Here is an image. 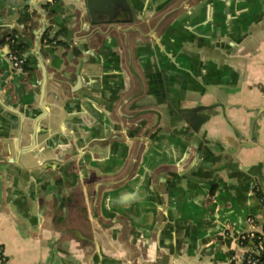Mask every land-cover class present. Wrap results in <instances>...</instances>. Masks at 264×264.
<instances>
[{
    "label": "crops",
    "instance_id": "obj_1",
    "mask_svg": "<svg viewBox=\"0 0 264 264\" xmlns=\"http://www.w3.org/2000/svg\"><path fill=\"white\" fill-rule=\"evenodd\" d=\"M166 1L93 24L86 0H0L26 63L0 93L6 264H232L264 217V0ZM215 105L200 135L181 116Z\"/></svg>",
    "mask_w": 264,
    "mask_h": 264
},
{
    "label": "water",
    "instance_id": "obj_2",
    "mask_svg": "<svg viewBox=\"0 0 264 264\" xmlns=\"http://www.w3.org/2000/svg\"><path fill=\"white\" fill-rule=\"evenodd\" d=\"M105 1L109 2L111 4V6L114 7L112 5V0H105ZM114 1L117 2L116 3L117 8L114 7L115 9H120L121 12H125V13L127 12L128 14H131L127 0H114ZM169 1L170 0H167L165 2L166 5L168 4ZM86 2H87V7H88V13L90 15V18H91V21L93 24H105V23L108 24V23L115 22L112 20H104V21H96L95 20V15L101 17V14H102L101 9L104 8L103 3H101V0H86ZM99 3L101 4V7L99 6ZM108 9H109V7H108ZM39 15H41V13H39ZM107 15H108V17L110 16L109 14H107ZM260 18H261V16H260ZM30 19H31L30 22L35 21L34 16L30 17ZM11 26H12L11 23H7L1 27L0 44H2L8 37H10L12 35V30H16L15 28H11ZM250 26H251V21L249 18L247 20L246 25H245V28L247 29V31L249 30ZM51 37L54 38L53 35H51ZM7 54H8V48L7 47L4 50L0 49V64H1V66H0V93L2 96H4L6 88H8V90H10V87H13V88H11V91H13V92L16 91L17 86H18V82H20L22 80V78L26 76V75H24V70L16 71L14 69L13 65L7 59ZM11 91H10V93H11ZM18 103H19V105H21V102H18ZM217 107H218V105H215L212 107L199 106V107L193 108V109H184L181 112V116L186 120V122L190 126L191 130L196 135H200L202 127L204 126V124L207 123V121H209V117L206 116L203 112L211 111ZM93 140H94V142H96V140H97V142L101 143L102 141H107L108 138L107 137H104L101 139H95L94 138V139H91V142ZM149 149H150V147L148 146L147 151ZM144 159H145V157H144ZM58 171H59L58 174L57 173L56 174L55 173H49L48 175L42 176V179L40 180V182L38 184H40L43 188L45 187L47 189L48 187L51 186V180L56 179V178L60 179V178H63L66 176L63 170L62 171L58 170ZM256 196L258 197V195H256ZM228 235H229L228 232H224V234H222V235H217V238L231 237Z\"/></svg>",
    "mask_w": 264,
    "mask_h": 264
},
{
    "label": "built area",
    "instance_id": "obj_3",
    "mask_svg": "<svg viewBox=\"0 0 264 264\" xmlns=\"http://www.w3.org/2000/svg\"><path fill=\"white\" fill-rule=\"evenodd\" d=\"M15 39L8 37L5 46L8 48L7 59L13 65L16 71L23 70L25 60L21 53L13 49ZM260 203L264 208V194L259 196ZM249 231L242 234L238 242L243 247V251L234 253L232 264H264L261 255L264 252V217L251 216L247 219ZM5 257L0 253V264H6Z\"/></svg>",
    "mask_w": 264,
    "mask_h": 264
},
{
    "label": "flooded vegetation",
    "instance_id": "obj_4",
    "mask_svg": "<svg viewBox=\"0 0 264 264\" xmlns=\"http://www.w3.org/2000/svg\"><path fill=\"white\" fill-rule=\"evenodd\" d=\"M197 1H199V0H170L168 2V4L166 5V3H165V5L166 6L170 5V7H179L180 9L178 8V10L183 11V10H186L187 8H190L193 5H195L197 3ZM120 13H121V11H120ZM130 19H131V17H130Z\"/></svg>",
    "mask_w": 264,
    "mask_h": 264
},
{
    "label": "trees",
    "instance_id": "obj_5",
    "mask_svg": "<svg viewBox=\"0 0 264 264\" xmlns=\"http://www.w3.org/2000/svg\"><path fill=\"white\" fill-rule=\"evenodd\" d=\"M12 38H14L15 39V37L14 36H12ZM6 41V40H5ZM5 41L2 43V44H4L5 43ZM15 43H14V45H13V49H15V50H17V51H19L20 53H21V51H22V49H21V46L18 44V42H17V40L15 39ZM25 65H26V63H25ZM25 65H24V68H25ZM23 68V69H24ZM261 259L264 261V252L262 253V255H261Z\"/></svg>",
    "mask_w": 264,
    "mask_h": 264
}]
</instances>
